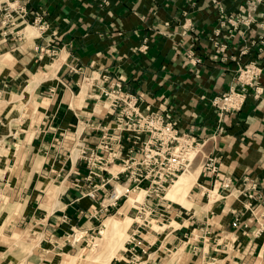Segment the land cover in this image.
<instances>
[{
	"label": "crops",
	"instance_id": "obj_1",
	"mask_svg": "<svg viewBox=\"0 0 264 264\" xmlns=\"http://www.w3.org/2000/svg\"><path fill=\"white\" fill-rule=\"evenodd\" d=\"M246 1L25 0L26 20L0 24V264H62L108 217L135 220L123 195L109 202L131 186L125 176L110 165L103 186L86 181L78 155L124 104L168 114L201 152L187 203L146 200L145 254L131 263L121 251L108 264H264V1ZM248 63L261 69L258 94L246 87L241 109L220 118L213 100L240 91ZM115 83L123 101L111 107L104 93Z\"/></svg>",
	"mask_w": 264,
	"mask_h": 264
},
{
	"label": "built area",
	"instance_id": "obj_2",
	"mask_svg": "<svg viewBox=\"0 0 264 264\" xmlns=\"http://www.w3.org/2000/svg\"><path fill=\"white\" fill-rule=\"evenodd\" d=\"M263 1L247 0L246 4L249 8H254ZM25 5V0H0L1 27L26 20L28 12ZM219 9L222 10L221 6ZM32 23L40 29L45 27L38 16H35ZM260 44L264 46V38L260 40ZM187 57L193 63L199 62L191 55ZM260 74L261 69L254 63H248L238 70L236 80L240 91L230 89L213 100L220 118L241 109L246 99V87L254 86L255 94H258L259 87L256 86V82ZM104 95L109 102L108 106L111 107H117L118 102L123 101L119 83H115ZM124 105L125 108L120 111L113 128L103 130L97 146L80 148L78 155L87 170L86 181L99 177L103 186L105 181L101 178V173L106 172L107 166L113 165L116 166L115 179H118L119 175H124L123 183L131 184L130 187L125 186L121 194L125 200L126 193L144 192L143 201L141 203L134 201L136 205L131 206L136 212L135 220L131 222L134 227L130 229L123 244V251L130 254L129 261L135 263L146 252L137 238L139 230L149 225L154 213V208L147 205L146 200L154 199L153 205L156 206L164 200L171 183L189 165L187 156L196 143L192 137L178 131L176 122L168 114L139 113L131 109L134 104ZM205 168L212 173L216 172V167L211 161L207 162ZM95 190L93 187L86 196L94 198ZM114 191L115 189H112V195L110 194L112 198L109 200L116 201L121 196L113 197ZM113 206L114 204H106L100 208L107 213Z\"/></svg>",
	"mask_w": 264,
	"mask_h": 264
},
{
	"label": "rangeland",
	"instance_id": "obj_3",
	"mask_svg": "<svg viewBox=\"0 0 264 264\" xmlns=\"http://www.w3.org/2000/svg\"><path fill=\"white\" fill-rule=\"evenodd\" d=\"M200 152H201V147L200 146L194 147L192 150H190V152H189V154L187 156L188 160L190 161V168H194V167H192V164H193V162L197 158V155ZM75 155H76V153H75ZM195 168H198V171H199V167H195ZM191 187H189V189L187 190V193H188V191L190 190ZM122 188L124 189V186H122ZM141 193H142V198L139 200V203H141L143 201L144 193L143 192H141ZM136 194H140V193H138V192L131 193L130 192V193H126L125 196L126 197L128 196L127 197V199H128L129 197H133ZM110 197L111 196H109V198ZM123 198L125 200V197H123ZM166 199H168V197H166ZM111 201H112V199L109 200V202H111ZM169 201H170V199H169ZM176 202H178V201H176ZM178 203H181V202H178ZM181 204H185L184 201ZM135 205H136L135 203H133V204L131 203V205H129V206H135ZM133 211H135V210L133 209ZM131 222L132 221L130 220V218L128 216H126V218L123 220L122 228H121V236L119 237L120 240H119V243H118L119 245L115 244V246L113 247V253H111V255H113V257H115V256L119 257L120 256V252L123 251V244H124L125 240L127 239L126 230L129 227V225L131 224ZM154 228H156V227L154 226ZM101 230L102 229H100L99 231H101ZM79 236H80V233L77 232L75 238H78ZM20 237L21 236L17 237V239H18L17 242L18 241L20 242L21 241L20 239H23V238H20ZM116 237L118 238L117 235H116ZM24 239H28L29 240L30 238L25 237ZM27 251H28V249H27ZM109 254H110V251L107 250L106 242L103 241V239L100 238V233H98L96 235L94 234V238L92 240L87 239L86 243H83L80 246L79 250H77V253H76V255L74 257L62 256L61 263L62 264H78L77 262H79V264H81V262H82V264H97V263L93 262V261H96L98 263L108 264L110 262V260H108V257L110 258V256H111V255L109 256Z\"/></svg>",
	"mask_w": 264,
	"mask_h": 264
},
{
	"label": "bare ground",
	"instance_id": "obj_4",
	"mask_svg": "<svg viewBox=\"0 0 264 264\" xmlns=\"http://www.w3.org/2000/svg\"><path fill=\"white\" fill-rule=\"evenodd\" d=\"M29 86L30 85H28V87ZM197 174H198V168H195V167L190 168V163H189V165L187 166L185 171L182 172L181 174H179L177 176V178L171 183V185L169 186V188L166 192L165 198L168 197L167 200L170 199V201H172V202H176V201L181 202V203L183 201L185 202L187 190L189 189V187H191L194 184L196 177H197ZM123 192H124V189L122 188V186H118V187H116L115 191L113 192V197H118ZM141 192H143V191H140L139 192L140 194H136L133 197H129L127 199L128 205H131V203L133 204L134 201L139 202V200L142 198ZM185 203H187V202H185ZM125 218H126V216L122 219H119L117 217H108L103 222V228L100 231V238L106 242L107 250L110 251L109 256L111 255V253H113V247L115 246V244L117 245L119 243V240H120L119 237L121 236L122 223H123V220ZM130 220L132 221L131 218H130ZM116 235L118 236L119 239L116 237ZM112 257H113V255H111L110 258L108 257V260H111Z\"/></svg>",
	"mask_w": 264,
	"mask_h": 264
}]
</instances>
